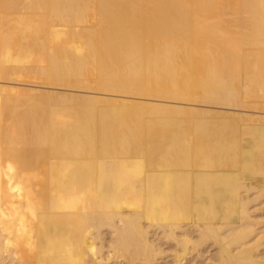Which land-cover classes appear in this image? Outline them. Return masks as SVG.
<instances>
[{"label": "bare ground", "instance_id": "bare-ground-1", "mask_svg": "<svg viewBox=\"0 0 264 264\" xmlns=\"http://www.w3.org/2000/svg\"><path fill=\"white\" fill-rule=\"evenodd\" d=\"M257 201L264 0H0V264H264Z\"/></svg>", "mask_w": 264, "mask_h": 264}, {"label": "rangeland", "instance_id": "rangeland-1", "mask_svg": "<svg viewBox=\"0 0 264 264\" xmlns=\"http://www.w3.org/2000/svg\"><path fill=\"white\" fill-rule=\"evenodd\" d=\"M207 41V39L206 38H204V37H197L196 38V42H197V44H203V45H206V42ZM200 48V46H198V49ZM209 63H210V59H209V57L207 56V55H204V54H200V53H192V57H191V59H190V61H189V65H188V72L186 71H184L183 72V74H185V75H187V78L189 79V86H190V88H191V95L193 96V97H195V98H198V97H200L201 95H202V91H203V87H204V83H205V81L207 80V78H208V70H209ZM187 73V74H186ZM40 79H37V81H39ZM59 90H61V89H59ZM72 93H82L80 90H76V89H74V90H72L71 91ZM253 203H257L256 205H254V204H252V205H254V209H257L258 208V210H256L257 212H256V214H257V218H258V220L260 221V224L258 223L255 227L257 228V230H256V232H258V230L260 231V229H264V202H261L260 204H262V206H260V204H258V201L257 202H253ZM258 206H260V207H258ZM256 207V208H255ZM263 215V216H262ZM261 216V217H260ZM263 221V222H262ZM261 225H262V227H261ZM107 238H108V235H107ZM263 240V244H264V239H262ZM165 244V243H164ZM162 244V247L163 248H166L167 246L170 248L171 247V245H167V244ZM263 244H261L260 245V247H259V250H260V253L262 252H264V245ZM167 247V248H168ZM263 247V248H262ZM166 248V250H167V252H170V253H166L165 254V257L166 258H164V257H162V258H158L157 259V262H156V260H155V262H154V264H174V262L173 263H171L172 262V257H171V249L170 250H168ZM172 248V247H171ZM209 249V248H208ZM210 249L211 250H209L210 252H208L207 253V256H209V254H210V256H212L211 254H213V248L212 247H210ZM165 250V249H164ZM195 253V252H194ZM261 253V254H262ZM196 254V253H195ZM195 254H191V255H188V257H187V260H184L183 262L184 263H182V264H199L200 262V264H205V262L208 260V258L206 259V260H204V259H202V258H199V256H195ZM264 254V253H263ZM170 255V256H169ZM205 255H206V253H205ZM194 256V257H193ZM209 256V257H210ZM168 257V258H167ZM190 258V259H189ZM194 258H195V260H194ZM163 259V260H162ZM201 259V260H200ZM162 260V261H161ZM205 261V262H204ZM199 262V263H198ZM207 263V262H206ZM112 264V263H111ZM124 264V263H123ZM125 264H127V263H125ZM208 264V263H207Z\"/></svg>", "mask_w": 264, "mask_h": 264}]
</instances>
